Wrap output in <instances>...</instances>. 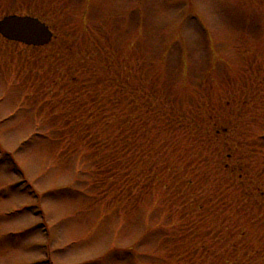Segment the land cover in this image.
Listing matches in <instances>:
<instances>
[{"label":"rangeland","instance_id":"374dc122","mask_svg":"<svg viewBox=\"0 0 264 264\" xmlns=\"http://www.w3.org/2000/svg\"><path fill=\"white\" fill-rule=\"evenodd\" d=\"M7 14L53 38L0 33V264H264V0Z\"/></svg>","mask_w":264,"mask_h":264},{"label":"water","instance_id":"95a60500","mask_svg":"<svg viewBox=\"0 0 264 264\" xmlns=\"http://www.w3.org/2000/svg\"><path fill=\"white\" fill-rule=\"evenodd\" d=\"M0 33L8 40L33 46L46 45L53 38L50 26L32 15H5L0 19Z\"/></svg>","mask_w":264,"mask_h":264},{"label":"trees","instance_id":"16d2710c","mask_svg":"<svg viewBox=\"0 0 264 264\" xmlns=\"http://www.w3.org/2000/svg\"><path fill=\"white\" fill-rule=\"evenodd\" d=\"M168 183L169 182H166V183H164L162 185L164 187H166V186H168ZM220 241H221V239H220ZM191 253L193 254L192 257H191L192 259L190 258L191 261H189V260H187V259L184 258L183 259V263H182L181 260L178 261V259H177V262H176V258L177 257L174 259V261L176 262V264H178L180 261H181L180 264L181 263L182 264H202V260H206L207 257L211 258L212 256H214L215 258H220L219 259V262L223 261L224 264H228V260L223 259V254H217V253H219L217 251L215 253H212V250L210 249V247L208 249H205L204 248L201 253H199V251H197V250L194 252L192 249L189 252H187V254H189V255H191ZM239 253H242V252H239ZM254 254H255V252H252V253L248 252L247 253V255H246L247 256V258H246L247 263L253 264L252 259L250 260L249 257H253ZM239 260H240V258H235V259H233V261H229V264H238V263L239 264H243ZM242 261L244 262V264H246L245 257H244V259ZM206 263L207 264H210L208 261H206ZM217 263H218V261H217ZM211 264H215V261H214V263H211Z\"/></svg>","mask_w":264,"mask_h":264}]
</instances>
